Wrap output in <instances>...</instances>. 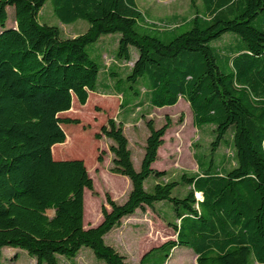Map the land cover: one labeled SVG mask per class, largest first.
I'll use <instances>...</instances> for the list:
<instances>
[{
    "label": "trees",
    "instance_id": "16d2710c",
    "mask_svg": "<svg viewBox=\"0 0 264 264\" xmlns=\"http://www.w3.org/2000/svg\"><path fill=\"white\" fill-rule=\"evenodd\" d=\"M46 1L0 0V261L3 247L25 250L35 264H58L57 256L72 259L89 248L105 264H126L104 236L137 209L168 201L178 221L168 224L175 238L150 248L139 264L153 251L166 252V260L174 247L191 249L195 264H264V0H200V7L191 1L192 18L179 34L145 25L135 0H50L61 23H88L71 38L38 21ZM9 6L14 27H6ZM227 33L237 45L222 56L211 44ZM113 34L116 60L130 62L131 48L137 51L114 91L124 80L139 82L156 108L184 98L194 126H212V152L231 136L235 165L219 173L210 161L198 175L182 174L189 187L183 198L171 195L177 182H155L146 192V178L165 175L151 165L169 118L159 128L145 122L138 171L123 123L107 118L94 138L113 142L110 172L127 177L131 189L121 204L105 194L100 223L85 228L84 190L91 191L93 181L82 160L53 159L54 144L66 139L61 124L79 120L58 115L70 110L73 96L84 105L89 92H97L102 66L87 47Z\"/></svg>",
    "mask_w": 264,
    "mask_h": 264
},
{
    "label": "rangeland",
    "instance_id": "374dc122",
    "mask_svg": "<svg viewBox=\"0 0 264 264\" xmlns=\"http://www.w3.org/2000/svg\"><path fill=\"white\" fill-rule=\"evenodd\" d=\"M191 1L200 7V0H135V3L144 17L145 25L153 26L158 30H173L172 33L179 34L187 29L185 21L192 18ZM38 21L41 24L57 27L64 38L83 34L88 28V23L83 20H77L71 24L61 23L52 11L50 0H47L40 9ZM14 26V8L9 6L7 7L6 27ZM117 43L118 34H113L102 36L98 42L87 47L90 56L102 66L100 74V83L102 84L98 87V92L89 93L84 105H80L73 96L70 110L58 115L60 118L79 120V124L76 125L61 124L66 139L63 143L54 144L56 146L54 154L60 156L59 159L82 160L93 181V189L91 191L84 190L83 223L85 227L96 226L100 223V207L105 204V194H109L115 203L121 204L125 201L131 188L127 177L110 172L113 155L109 151V147L113 142L103 136L100 139L94 138V134L99 132L107 118H114L116 123H123L122 131L128 141V149L135 171L139 170L145 139L148 135L145 122L152 120L154 127L159 128L164 124L165 117L169 118L170 127L166 130L163 143L158 148L157 159L151 165L153 169L164 171L165 175L161 178H155L153 175L146 178L143 183L146 192H151L155 182H177L178 185L172 190L171 195L183 198L189 187L181 183L182 174L198 175L201 173L199 166L202 163L209 164L210 161L213 163V168L216 167L219 173L228 171L235 165L231 136L228 135L225 142L223 141L212 152L210 145L215 138L212 126L195 127L192 122V111L184 98H180L173 106L156 108L149 104L146 88H143L139 82L131 85L124 80L117 84L114 91L113 86L116 85L117 79H124L132 67L133 59L137 56V51L131 48L132 61L116 60L114 55ZM211 45L222 56H225L229 55L230 50L235 49L237 39L233 34L227 33L212 42ZM110 72L114 73L113 77L109 75ZM103 85L108 86V89L105 90ZM130 86L133 88H129ZM133 92H137L138 95H134ZM74 102L75 105H73ZM100 153L102 161L98 163L96 157ZM196 193L194 194L195 199L201 200ZM154 204V208L164 213L168 223L156 220L151 223L145 220L144 213L153 219L152 211L146 208L148 212H144L145 209L136 210L131 217L122 218L123 220L121 219L122 221L114 230L115 235L118 236L114 239L115 244H118L120 253L125 254L126 264H139L138 258L142 252L148 251L165 239L175 238L172 228L168 226L169 223H178L175 215H172L170 211L173 209L172 205L168 201ZM47 213L49 216L53 215L52 210ZM113 233L111 231L110 235ZM108 237L107 242H109ZM83 250L88 251L96 263L105 264L103 260L96 258L89 248H83ZM1 252L0 264H9L13 262L14 258L15 264H35L34 258L30 257L23 249L3 247ZM181 252L193 253L189 248L175 247V250L170 251L165 260L166 252L153 251L148 255L144 264H183ZM185 259V264H193L192 258L186 257ZM57 261L58 264H90L83 255L74 259L58 256Z\"/></svg>",
    "mask_w": 264,
    "mask_h": 264
},
{
    "label": "crops",
    "instance_id": "0c3cea01",
    "mask_svg": "<svg viewBox=\"0 0 264 264\" xmlns=\"http://www.w3.org/2000/svg\"><path fill=\"white\" fill-rule=\"evenodd\" d=\"M97 92H98V90H97ZM89 93H91V92H89ZM88 97H89V95H88ZM72 103H73V97H72ZM71 106H72V104H71ZM51 153H52V151H51ZM54 155H56L55 157H53V153H52V157H53V159L54 160H65V158H61V159H59L60 158V156H58L57 154H54ZM128 179V178H127ZM131 187V186H130ZM131 189V188H130ZM130 191V190H129ZM199 194V193H198ZM155 207V204H153V206L151 207V208H148V207H146V206H144L143 207V209H145V211L144 212H148V210L147 209H150L151 211H152V213H154V214H152L151 213V216L153 217V219H151L150 218V216H148V215H146L145 213L143 214V218L145 219V220H148L149 222H153L154 220H156V221H159V222H162V221H165V222H169L168 220H166V218L164 217V213L163 212H161L159 209H157V208H154ZM147 208V209H146ZM143 209H137V210H143ZM170 211L172 212V215H174V211L172 210V209H170ZM136 212V211H135ZM135 212L132 214V215H134L135 214ZM132 215H130V216H128V218L129 217H131ZM124 219V218H123ZM122 219V220H123ZM121 220V221H122ZM85 227V226H84ZM85 228H87V227H85ZM116 229V227H114V228H112L105 236H104V242H105V244H107V245H109V246H111V247H113L116 251H118L119 253H120V249L118 248V244H115V240L114 239H116L118 236L117 235H115V230ZM168 229V228H167ZM149 230V229H148ZM114 232L112 235H114V237H112V235H110V232ZM172 232H173V230H172ZM174 233V232H173ZM109 236V237H108ZM107 237H108V240H109V242H107ZM170 239H174V238H170ZM166 240H169V238L168 239H165L164 241H162L161 243H159V244H157L156 246H154V247H157V246H159V245H161L163 242H165ZM83 248H81L80 250H79V252L77 253V255L74 257V258H77V256H79V255H83L84 257H86L88 260H89V262H90V264H98V263H96L95 261H94V257H92V255L88 252V251H85V250H83ZM173 250H175V247L173 248V249H171V251H173ZM82 252V253H81ZM147 252V251H146ZM145 251L144 252H142L141 254H140V256H139V260L141 259V257L143 256V254L144 253H146ZM122 256H125V254H122V253H120ZM171 254V253H170ZM181 254H182V263L183 264H185V258L186 257H188V258H192L193 259V264H195V261H196V255L194 254V253H186V252H181ZM1 257H2V252H1ZM57 258H58V256H57ZM74 258H72V259H74ZM13 262H11V263H9V264H15V258L12 260ZM1 262V261H0ZM174 264V263H173Z\"/></svg>",
    "mask_w": 264,
    "mask_h": 264
},
{
    "label": "bare ground",
    "instance_id": "6f19581e",
    "mask_svg": "<svg viewBox=\"0 0 264 264\" xmlns=\"http://www.w3.org/2000/svg\"><path fill=\"white\" fill-rule=\"evenodd\" d=\"M197 196L200 198V194H197Z\"/></svg>",
    "mask_w": 264,
    "mask_h": 264
}]
</instances>
